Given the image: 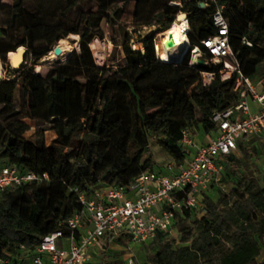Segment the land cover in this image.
<instances>
[{
	"label": "trees",
	"instance_id": "1",
	"mask_svg": "<svg viewBox=\"0 0 264 264\" xmlns=\"http://www.w3.org/2000/svg\"><path fill=\"white\" fill-rule=\"evenodd\" d=\"M9 1L0 0V59L12 74L0 81V159L49 174L44 181L0 192V256L6 251L21 264H29L43 237L81 208L72 188L128 184L143 172L159 169L150 151L152 139L176 163L184 162L189 152L182 143L183 129L193 136L199 131L210 135L217 128L214 112L241 100L242 88L234 89L236 76L222 80L217 75L205 85L201 72L209 67L191 64L196 46L205 58H212L202 40L216 33L213 14L218 4L227 2L229 41L242 71L251 77L264 75V0H180L182 6L170 4L172 0H149L148 25H160L163 32L180 10L188 13L187 54L171 63L156 42L159 60L154 36L143 37V51L133 49L127 35L123 62L111 73L97 65L90 42L103 34L105 19L111 28L120 22L124 8L110 12L116 0ZM205 2L209 5L203 6ZM70 34L80 35L81 42L80 51L68 59L66 76H56L53 69L37 73L28 63L13 68L8 61V54L21 46L37 61ZM221 67L222 63L213 64L211 71ZM43 82L54 83L44 92L56 134L50 144L43 132L28 139L30 125L24 120L33 117L35 91ZM153 131L161 135L153 137ZM79 134L84 136L77 138ZM248 141H239L238 148L250 159L257 149ZM223 162L225 170L241 173L242 178L217 199L210 193L216 185L212 182L203 194V211H177L174 230L179 238L158 231L152 239L157 249L143 264H264V172L246 177L236 154L225 155Z\"/></svg>",
	"mask_w": 264,
	"mask_h": 264
},
{
	"label": "built area",
	"instance_id": "2",
	"mask_svg": "<svg viewBox=\"0 0 264 264\" xmlns=\"http://www.w3.org/2000/svg\"><path fill=\"white\" fill-rule=\"evenodd\" d=\"M170 4L182 6L180 0H172ZM204 4L209 5L208 2ZM226 6L227 2L217 5L213 14L216 33L202 40L203 47L212 58H205L202 48L196 46L191 50V64L199 65V59L205 60V67H209L201 72L205 85L217 75L222 80L236 76L234 89L242 88L241 100L214 112L217 128L208 140L199 142L188 128L183 129L182 143L189 152L184 162L173 161L155 171L143 172L128 184L72 188L77 193L81 208L43 237L29 264H90L91 249L105 240L114 242L129 237L134 242L145 243L152 240L158 231L173 234L177 211L190 208L204 210V191L212 182L222 179L224 156L237 155L241 140L264 141V75L251 77L242 71L229 41V23L224 14ZM182 12L185 11L180 10L176 17ZM176 17L173 24L185 22L188 36L191 29L189 15L183 20ZM130 43H134L131 35ZM132 47L144 51L143 45ZM155 52L159 59L156 42ZM195 53L198 59L194 62ZM217 63H222L221 69L211 71L213 64ZM48 178V172L39 174L24 170L0 159V192L11 186ZM0 264L21 263L4 251ZM124 264H137L135 255L129 256Z\"/></svg>",
	"mask_w": 264,
	"mask_h": 264
},
{
	"label": "rangeland",
	"instance_id": "3",
	"mask_svg": "<svg viewBox=\"0 0 264 264\" xmlns=\"http://www.w3.org/2000/svg\"><path fill=\"white\" fill-rule=\"evenodd\" d=\"M9 4V0H4ZM123 7L124 10L121 14L120 22L114 28H111L108 21L105 19L102 22V35H96L90 42V48L93 52L96 63L100 67H107V73L113 72L117 65L121 64L124 59L123 43L127 38V35H131L137 48L142 47V39L144 36H154V41L160 44L163 29L160 25H148V21L151 18V12L149 10V0H116L115 6L111 9L113 13L117 8ZM34 32L38 34L39 28H35ZM115 37L116 41L114 40ZM81 37L78 34H70L64 40V43L71 45L69 51L65 52L61 58H57L52 61L49 59L51 52H56L55 46L39 60H35L34 53L26 54L23 64L28 63L33 65L37 73H46L50 69H53L54 73L58 77L66 76L70 72V66L68 65V59L71 54L78 50L80 51ZM163 41V37H162ZM163 45V42H162ZM59 50L64 48L63 45H58ZM54 49V50H53ZM13 52V51H12ZM66 53H69L66 56ZM198 56V54H197ZM195 56L194 60H196ZM11 52L8 54V61L10 63ZM67 59L66 62H64ZM11 64V63H10ZM41 67V69H40ZM40 69V70H39ZM12 76L9 64L0 59V81ZM54 83H42L40 90L35 91L36 106L32 109L33 117H26L24 120L30 125V129L26 132L28 139H35L38 134L44 133L47 143L50 144L56 137L55 132L51 129V118L47 114V101L44 92L53 87ZM17 106L22 108V94L21 91L17 92ZM101 104H99V108ZM153 137L161 135L158 131L152 132ZM212 136V133L210 134ZM210 135H205L203 131H199L195 137L201 142L209 139ZM83 134H79L77 138L83 137ZM250 147L257 149L255 155L252 158L245 157L238 148L236 153L240 157L246 177L256 176L261 177L264 172V142L251 139L247 142ZM69 147L68 150H71ZM150 151L153 154L157 166L166 164L171 159L169 153H167L161 146H159L154 139L151 140ZM164 166V165H163ZM241 173L233 174L230 169L223 172L222 180L216 182L215 187L210 191L217 199L219 194L229 192L234 187L235 182L242 178ZM172 237L179 238V233L174 231ZM157 249V245L149 240L145 243H137L132 241L129 237H123L122 239L114 242L103 241L100 245L99 252H101L99 264H103L106 260L108 264H124L125 260L129 256L135 255L136 263L143 264L149 260V257L154 254ZM264 257V254L261 258ZM108 260V261H107ZM31 262V261H30Z\"/></svg>",
	"mask_w": 264,
	"mask_h": 264
},
{
	"label": "bare ground",
	"instance_id": "4",
	"mask_svg": "<svg viewBox=\"0 0 264 264\" xmlns=\"http://www.w3.org/2000/svg\"><path fill=\"white\" fill-rule=\"evenodd\" d=\"M186 29H187V25L185 24V22L182 21L180 23L172 24L170 29L163 32L161 36L160 44L158 45L157 43V49L159 47L160 51H163L168 61L181 60L184 51L189 45V38L186 35ZM170 36L173 37V40L175 42V45L173 47L168 46V42L170 41ZM162 37H163V41H162ZM162 42H163V45H162ZM59 44L63 45L64 48L59 50V47L57 45L55 46L56 52H51L49 56V59L52 61L56 60L57 58H61L63 55H65L66 51L70 52L69 50L71 48L70 44L66 42L64 43V40L60 41ZM13 54H14V51L11 53L10 60ZM68 55L69 53H66V56ZM197 59H198V56L196 60H194V62L197 61Z\"/></svg>",
	"mask_w": 264,
	"mask_h": 264
},
{
	"label": "water",
	"instance_id": "5",
	"mask_svg": "<svg viewBox=\"0 0 264 264\" xmlns=\"http://www.w3.org/2000/svg\"><path fill=\"white\" fill-rule=\"evenodd\" d=\"M202 5L204 6V3H202ZM188 17V13L187 12H182L180 14L177 15L176 19L177 20H181L184 18ZM175 45V42L173 40V37L170 36V41L168 42V46L169 47H173ZM189 50V45L187 46L186 50L184 51L181 60H173L171 61V63H179L183 60L184 56L187 54ZM27 54V48L25 46H21L19 47L16 51H14V54L12 55V58L10 60L11 66L13 68H20L25 60ZM198 63L200 66L205 67V60L204 59H199Z\"/></svg>",
	"mask_w": 264,
	"mask_h": 264
},
{
	"label": "crops",
	"instance_id": "6",
	"mask_svg": "<svg viewBox=\"0 0 264 264\" xmlns=\"http://www.w3.org/2000/svg\"><path fill=\"white\" fill-rule=\"evenodd\" d=\"M173 161L174 160L171 158L170 160L167 161L166 164L173 162ZM166 164H163V165H166ZM163 165H160V167H162ZM99 249H100V246H96L91 249L90 253H91L92 258H91L90 264H99L98 259H100V256H101V252H99ZM103 264H108V263H106V260H104Z\"/></svg>",
	"mask_w": 264,
	"mask_h": 264
}]
</instances>
